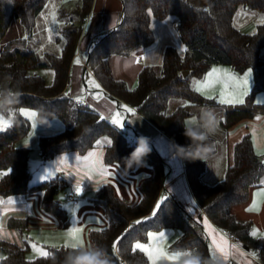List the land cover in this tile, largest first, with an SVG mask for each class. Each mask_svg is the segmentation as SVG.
<instances>
[{"label":"trees","instance_id":"1","mask_svg":"<svg viewBox=\"0 0 264 264\" xmlns=\"http://www.w3.org/2000/svg\"><path fill=\"white\" fill-rule=\"evenodd\" d=\"M47 0H0V41L13 19H18L25 30V37L9 41L0 49V115L12 114V122L0 131V196L40 192V206L67 226L69 219L65 208L55 199V192L64 183L51 178L31 183L28 170V149L17 142L26 136L31 122L20 109L30 108L38 121L60 118L70 125L62 130L38 137L37 143L43 159L57 154L77 151L85 153L104 136L111 141L104 147L106 164H118L133 170L136 163L128 164V157L137 148L138 140H131L125 133L106 120L95 109L76 103L64 94L69 80V66L75 55L84 20L89 14L92 0H79L73 14L65 21L58 53L45 52L39 59L33 51H20L12 45H23L35 38L33 27L37 14ZM239 7L264 13V0H122L118 24L105 33L94 36L86 62L107 94L139 111L178 145L188 151L208 146L212 151L205 159L184 158L185 173L193 196L209 219L220 229L239 238L246 249L255 253L264 264V234H251V221L239 219L232 211L235 204L248 200L250 188L257 184L264 173V154H257L249 134L236 142L232 149L231 163L223 177L212 184L204 182L208 156L215 151L213 137L207 136L202 124L188 125L205 134L203 141H193L185 135V118L193 106L221 107L220 126L227 130L242 119L264 114V102L256 103L258 92L264 94V25L257 24L253 32L240 31L233 24L234 13ZM164 19L174 16L175 30L185 46L180 54L168 45L164 48L159 69L145 65L137 76V84L129 88L124 80L113 76L109 57L125 55L137 48H145L154 41L150 16ZM214 64L228 65L236 73L247 69L252 73V87L243 104H224L207 97L190 83V78H201ZM51 68V83L35 69ZM184 71L187 74L184 75ZM185 101L168 110L169 101ZM148 143V142H147ZM150 152L144 158L152 175L140 182L141 197L134 203L119 198L109 185L97 190L96 202L103 207L106 223L91 228V243L110 264H150L147 255L134 246L148 239L150 230L176 229L179 234L169 244L171 252H189L198 255L200 264H217L214 260L201 223L188 217L175 198L167 196L153 211L160 191L166 181L165 164L156 149L148 143ZM26 220L10 217L7 224L22 228ZM119 243L113 248L114 241ZM28 245H18L0 237V251L4 253L0 264H70V258L85 252L80 247H51L48 255L26 258ZM189 264V262L185 263ZM225 264H229L225 263Z\"/></svg>","mask_w":264,"mask_h":264},{"label":"crops","instance_id":"2","mask_svg":"<svg viewBox=\"0 0 264 264\" xmlns=\"http://www.w3.org/2000/svg\"><path fill=\"white\" fill-rule=\"evenodd\" d=\"M121 10L122 0H92L89 14L84 20L75 55L73 56L69 66V80L65 86L64 94L76 103L95 109L101 116L112 124H114L112 122V118L119 114L118 118L121 119L123 127L114 124L115 126L120 128L131 140H136L140 137L147 138V142L156 149L165 164L166 181L163 189L158 195L153 211L156 210L157 205L167 196V194H170L181 206L186 216L194 218L201 223L206 236V241L217 264H225L228 262L229 264H263L260 262L255 253H252L245 248L241 241L238 243L231 242L223 230L218 228L209 219L197 203L187 180L183 157L175 155V150L171 147L173 142L175 144L177 143L139 111L135 110L123 101H117L110 97L98 81L97 77L94 75L93 71L91 69H85L83 66V61H86L87 59L89 47L94 36L105 33L114 28L119 22ZM150 23L154 34V41L151 45L145 48H137L125 55H112L109 57V63L113 76L116 79L124 80L129 88H134L136 86L138 73L143 66L151 65L156 67L161 64L162 54L166 46H174L180 54H183L185 51V46H182V49H180L182 41L180 40L174 27L175 19L169 18V16L164 19H157L151 15ZM76 60H79L80 63L77 64ZM213 69L217 70L215 74H220V78L222 74L225 75H223V81L221 79L218 80L220 83L218 84L219 90L215 91V93H209L205 88L208 86L207 81L209 73H211ZM232 71L233 70L229 67L224 68L223 64H214L203 77L197 78L196 84L192 85V87L196 90L199 88L200 91L198 92L207 97L215 98L224 104H230L226 102L227 100L221 99L218 94L220 90H224L221 88V85L227 87V91L232 93V87L236 84V76H233L234 78H232ZM232 80L234 81L233 83ZM97 85H99V87H97ZM229 92V99H231L232 94ZM234 104L237 103H232V105ZM128 109H134L135 111L129 112ZM191 109V114L185 118V123L187 125L197 123L202 124L200 117L203 111L208 109L212 110L216 115L218 125L220 129H222L221 133L226 148L225 158L222 157L216 160L214 158L216 151H214L207 158L208 168L204 175V182L212 184L223 177L227 166L231 163L234 144L246 134L251 136L253 142V131L250 129L249 125L255 122L258 124L257 129H261V127H263L264 130V114H259L252 118L242 119L229 129L224 130L219 123L222 116L221 107L219 105L198 106ZM205 133L207 136L213 137L215 141V137L211 135V133H208L207 129H205ZM106 141H108V139L102 136L97 140L93 148L83 154L78 153L77 151H70L57 154L49 159L54 160L53 163L56 168V176L53 178H59L62 180L64 185L61 188H64L66 192L69 188L76 187L77 181L81 183L83 190L79 194L80 202L76 206L72 205V214L81 218L78 219V221L85 227L93 225L92 228H95L103 226L106 223V219L100 220L102 216L100 217V215H98L100 214L99 212L103 211L104 213L103 207L96 202L98 188L103 185H109L112 187L117 197L124 199L128 203L134 204L142 195L139 187L140 182L152 175V169L146 163L142 166L136 165L133 170H127L118 164H106L103 159L104 147L108 144ZM253 147L255 150L254 142ZM261 149H264V142ZM90 153L92 154L91 156L89 155ZM65 157L67 159L62 162ZM63 167H69V173H61L65 172L62 170ZM103 169H107L110 175L102 174ZM29 194L31 193L24 195L26 196ZM19 195L22 194L14 196L20 197ZM9 197H12V195H9ZM38 197L39 208L42 210L40 206L41 195H38ZM27 200L28 198H25V202L17 200L18 203H11V205L0 204V225L1 222H3L7 226L6 219L8 220L10 217H13L26 220L27 223L25 228H29L31 214L34 210H32L31 205L27 202ZM231 211L239 219L250 220L251 226L252 224H257L259 228L258 231H264V173L259 182L250 188L248 200L244 203L233 205L231 207ZM39 219L40 216H38V220ZM39 222V224L43 227H47L49 224V222H46L43 219H40ZM58 222L53 221V224L63 227L59 220ZM150 231L152 239L148 243H150L149 252H151V254H153L157 245L162 249L165 257L172 256L176 253L180 254L178 259H175V261H167L165 264H181L182 260L187 255H190L189 252H172V254H168L169 244L179 234L176 229L164 228ZM161 232L164 233L163 238L159 237V233ZM214 240L215 243H219L226 247L227 258H225L224 253L220 252L215 247ZM224 240L227 241L226 245L223 243ZM146 241H149V234ZM146 241L138 243H145ZM24 243L28 245L27 241H24ZM232 245H236V247L233 248ZM143 252L149 259V252ZM186 261L187 260H184V262Z\"/></svg>","mask_w":264,"mask_h":264},{"label":"rangeland","instance_id":"3","mask_svg":"<svg viewBox=\"0 0 264 264\" xmlns=\"http://www.w3.org/2000/svg\"><path fill=\"white\" fill-rule=\"evenodd\" d=\"M78 2L79 0H47L43 9L37 14L35 18V23L33 27V36L35 39L33 41H30L26 45L25 44L19 46L12 45V47L17 48L20 51H33L41 60L43 59L45 52L58 53L60 49V43L59 41H57V38L61 35V31L65 21H67L69 16L73 14L74 8L76 4H78ZM169 18L175 19L174 16H169ZM262 20H264L263 12L239 7L234 13L233 24L240 31L245 33H250L255 30L257 24L264 25V23H261ZM19 37H25V30L18 19H13L5 35L0 41V49L7 46L10 40ZM182 46L184 45L181 43L180 49H182ZM261 57L264 58V47L261 49ZM223 67L228 68L229 66L223 65ZM156 68L159 69V66H156ZM33 72L40 74L45 79L46 83L48 84L51 83L52 75H53V71L51 68L47 67V68L35 69ZM232 72H233L232 78L236 76V84L232 87V91H231L232 93L227 91L228 90L227 87L221 85V88L225 90V92L224 90H220L218 94L220 95L221 99L229 100L228 92L232 94V97L239 96L244 91L248 93L252 87V73L250 69H247L243 73H236L235 71ZM223 75L225 74H222L221 78L219 77L220 74L209 76L207 81L208 86H206L205 89H207L209 93H215V91L219 90L218 84L220 83L218 82V80L221 79L223 81ZM245 76H247L248 79V84L246 86L242 84V81L245 78ZM227 80H228V75H227ZM196 82H197V78L195 77L190 78L191 85H195ZM233 82L234 81L232 80V83ZM255 101L258 104L264 102L263 92L257 93L255 97ZM184 102L185 101L183 100L172 98L169 101L168 110L172 111L176 107V105ZM194 107H198V106H193L192 108ZM21 110L28 111L29 113L35 111L33 109L25 108V107L20 109L22 115L28 118L29 121L31 122V128L29 133L26 136L22 137L17 142L18 146L27 147L28 149V170L31 173L30 181L31 183L34 184L44 180L51 179L56 176V168L53 163L54 160H49V159L45 160L42 158L37 143L38 137L40 135L55 133L57 131L62 130L67 124L70 125L73 122V118L69 117L67 119V122H65L60 118H54L49 121H38L36 119V115L35 117L25 116ZM4 122H7V126H5ZM11 122H12V114L8 116H4L1 114L0 131L6 129L9 125H11ZM33 124H35V127H33ZM257 126L258 124L255 122L249 125L250 129L253 131L252 135L256 150L255 152H257L259 155L262 156L264 154V149L263 150L261 149L264 142L263 141L264 130L263 127H261V129L259 128L260 129L259 132ZM221 131L222 129H220L218 125L216 131L214 133H211V135L215 137L216 155L214 158L216 160L222 157L225 158V154H226L225 143L223 142V136ZM261 137H262V142H261ZM62 170L65 172H61V173H69L68 172L69 167H63ZM44 177H47V179H44ZM38 195H40L39 192L34 191L26 196L19 195L20 197H16L14 195H12V197L0 196V204L2 205H11V203H18L17 200H20V202L21 201L25 202V198L26 199L28 198L27 202L30 203L32 210H34L30 218V223H29L30 227L27 229L25 227L22 228L11 227L8 224L7 227L5 223L1 222L0 236L2 238L15 242L16 244L19 245H23L24 241H27L29 248L25 252V257L29 259L35 258L37 256H41V252L48 253L51 247H59L63 245L69 247H80L85 252H100L94 247V245L91 243L88 237V231L90 228L93 227V225L85 227L82 223L78 221V219L81 218H78L77 216H74L72 214V204L66 200V191L64 188L61 187L57 188L55 192V198L66 209L68 218L70 220L66 227H60L58 225L53 224V221L58 222V219L55 216L46 213L39 208ZM99 213L100 214L98 213L96 214L100 215V217L102 216L100 220H105L106 217L104 216L103 211ZM46 214L49 216H47ZM38 216H40V219L49 222L47 227H43L42 225L39 224L40 219L38 220ZM72 229H79L80 231L69 236V233L71 232ZM258 230L259 228L257 224H252L251 234L253 233V231L256 232L255 237L264 234V231L261 232ZM150 232L148 233L149 241H146L145 243H140L142 246H144L147 249H149L150 247V243L148 242H150L152 239V236H150L151 234ZM161 253H163L162 249L159 248V246L157 245V248L154 249L152 255L159 256V258L153 261V259H151L149 256V263L165 264L167 261H175L165 257L164 253L163 255H160ZM168 254H172V252L168 251ZM3 255L4 253L0 251V258H2ZM185 263H187V261L184 262V264Z\"/></svg>","mask_w":264,"mask_h":264},{"label":"clouds","instance_id":"4","mask_svg":"<svg viewBox=\"0 0 264 264\" xmlns=\"http://www.w3.org/2000/svg\"><path fill=\"white\" fill-rule=\"evenodd\" d=\"M200 119L202 125L207 129L208 133H214L218 126V120L212 110H204ZM185 135L193 139V141H203L207 138L205 134L194 131L188 125L185 126ZM175 150V155L189 158V159H205L207 154L212 151V147L208 146L207 151L203 146H198L192 151H188L187 146L178 145L173 142L171 145ZM150 152V148L147 143V138L140 137L138 140L137 148L134 149L132 154L128 157L129 166L134 162L139 166L144 165L145 157ZM184 260L189 261V264H200V258L198 255H187L181 262L184 264ZM70 264H110L109 258L101 252H82L74 255L70 258Z\"/></svg>","mask_w":264,"mask_h":264},{"label":"snow or ice","instance_id":"5","mask_svg":"<svg viewBox=\"0 0 264 264\" xmlns=\"http://www.w3.org/2000/svg\"><path fill=\"white\" fill-rule=\"evenodd\" d=\"M53 17H54V14H53ZM261 23H264V20H262ZM76 63L79 64L80 61H79V60H76ZM216 72H217V70H216V69H213L212 72L209 73V76L214 75ZM242 84L245 85V86L248 84L247 76H245V78L243 79ZM97 87H99V85H97ZM197 91H200V89L197 88ZM246 95H247V92L244 91V92H242L239 96H233L231 99L227 100L226 102H227V103H230V104H232V103L243 104V103H244V99H243V97L246 96ZM222 102H224V101H222ZM21 111L23 112V114H24L25 116L35 117V115H36L35 112H31V113H29L28 111H24V110H21ZM128 111H129V112H134L135 110H134V109H128ZM118 115H119V114H117V116H114V117L112 118V122H113L115 125H117V126H121V127H123L122 121H121V119L118 118ZM4 124H5V126H7V122H4ZM33 127H35V124H33ZM106 142L109 143V144H111V141H106ZM98 143H99V142H98ZM89 155L91 156L92 154L90 153ZM66 159H67L66 157L63 158L62 162H64V160H66ZM102 174H104V175H110V173L108 172L107 169H103V170H102ZM44 179H47V177H44ZM82 190H83V189H82L81 183H80L79 181H77V183H76V187H75V193H76V194H80V193L82 192ZM10 203H11V201H10ZM157 207H159V204L157 205ZM249 210H251V209H249ZM79 231H80L79 229H72L71 232L69 233V236H71L72 234L77 233V232H79ZM252 235L255 236V235H256V232L253 231ZM159 237H160V238H163V237H164V233H163V232L159 233ZM221 239H223V238H221ZM118 243H119V238L117 239V241H114V243H113V248H114V249H115V247H116V245H117ZM214 243H215V240H214ZM223 243H224V245H226V244H227V241L224 240ZM215 247H216L220 252L224 253V254H225V258H227V251H226V247H225V246H222V245L219 244V243H215ZM232 247L235 248L236 245H232ZM135 249H140V250H142V251L149 252V249L145 248V247L142 246L140 243H137V244L134 246V250H135ZM41 255L47 256L48 253H47V252H41ZM149 255H150V258L153 259V261H155L156 259L159 258V256H153V255L151 254V252H149ZM160 255H163V253H161ZM179 256H180V254H179V253H176V254H174V255H172V256H168L167 258L170 259V260H175V259H178Z\"/></svg>","mask_w":264,"mask_h":264},{"label":"built area","instance_id":"6","mask_svg":"<svg viewBox=\"0 0 264 264\" xmlns=\"http://www.w3.org/2000/svg\"><path fill=\"white\" fill-rule=\"evenodd\" d=\"M83 66L85 67V69H90V67L88 66L86 61H83ZM66 200L69 203H71L72 205H75V206L79 204L80 197H79V194L75 193V187H71V188H69V190H67V192H66ZM223 232L225 233V235L228 237V239L231 242L238 243L240 241L238 237L230 234L229 232H227L225 230H223Z\"/></svg>","mask_w":264,"mask_h":264},{"label":"water","instance_id":"7","mask_svg":"<svg viewBox=\"0 0 264 264\" xmlns=\"http://www.w3.org/2000/svg\"><path fill=\"white\" fill-rule=\"evenodd\" d=\"M187 74V71H184V75H186Z\"/></svg>","mask_w":264,"mask_h":264}]
</instances>
